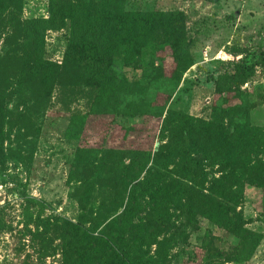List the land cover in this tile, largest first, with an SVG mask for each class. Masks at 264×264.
<instances>
[{
	"label": "trees",
	"instance_id": "trees-1",
	"mask_svg": "<svg viewBox=\"0 0 264 264\" xmlns=\"http://www.w3.org/2000/svg\"><path fill=\"white\" fill-rule=\"evenodd\" d=\"M22 1L0 0V31L18 35L14 46L3 40L10 49L0 55V174L7 161L25 166L31 159L25 140L34 108L26 105V91L44 102L54 86L89 89L90 107L96 108L90 113L160 122L153 151L77 146L67 196L79 215L75 221L43 218L45 203L24 197L22 225L30 240L43 244L54 232L69 264H170V250L187 244L186 229L200 218L234 242L224 250L215 238L205 239L209 231L197 237L200 264L249 260L262 235L245 228L240 207L245 187L264 188V129L247 123L251 101L243 106L240 88L246 85L261 97V86L251 79L264 67V54L233 48L229 56L238 59H211L218 66L208 77L213 84L209 118L191 117L163 103L136 100L158 82L170 90L168 99L193 66L196 38L189 36L181 11H125L124 0H48L47 20L22 21ZM63 26L60 64L43 61L40 32ZM163 50L173 63L167 77L158 55ZM12 96L23 107L14 118L6 110ZM232 97L237 105L230 104ZM88 115L70 118L68 138L80 137ZM5 141L16 148H4ZM96 188L107 198L95 206Z\"/></svg>",
	"mask_w": 264,
	"mask_h": 264
},
{
	"label": "rangeland",
	"instance_id": "rangeland-1",
	"mask_svg": "<svg viewBox=\"0 0 264 264\" xmlns=\"http://www.w3.org/2000/svg\"><path fill=\"white\" fill-rule=\"evenodd\" d=\"M47 8L48 0H23L20 19L47 20L49 18ZM123 8L132 12L181 11L186 18L185 27L189 36L196 38L192 50L194 64L183 75V81L177 89L167 99L170 90L166 84L155 83L145 93L144 98L136 99L145 104L163 103L165 108L183 111L188 116L207 120L213 99V84L208 77L211 75L214 77L218 66L209 61L217 57L221 61L238 59L231 55L228 58L229 50L233 48H244L249 53L264 54V0H124ZM66 34V26L60 29H44L42 33L40 32V58L43 61L60 64ZM10 35L5 30L0 31V55L3 50L9 48L4 45V39L11 42V46L18 43V35L14 36V33ZM167 51L158 53L163 58L161 68L166 77L173 68L171 59L166 55ZM156 63L158 65V62ZM194 77L196 81L191 82ZM251 83L261 86V97L252 95V91L247 90L246 85L240 88L243 106L247 101H251L245 117L248 124L264 129V67L255 70ZM26 92L30 100L26 101V105H32L34 108L30 116L32 129L30 133H26L25 140L31 159L25 166L17 161H7L0 174V264H69L63 256L64 244L62 246V242L55 238L54 232L47 236L43 244L38 238L30 240L24 233L21 216L24 197L35 198L45 203L47 207L42 212L43 218L55 216L60 220L75 221L79 211L77 205L67 196L71 191L67 177L71 170L74 149L81 146L114 150L139 148L153 151L159 144L160 122L141 117L114 116L110 111L104 114L90 113L89 111L96 108L90 107L92 94L89 89L54 86L44 102L40 99L34 100L30 97L31 94ZM231 100V105H237L235 98L232 97ZM22 108L15 96L6 103V110L11 118L18 113L23 114ZM82 115L88 116L85 118L80 137L68 138L66 129L70 118ZM117 125L131 129L124 132ZM9 140L12 143L11 135ZM7 145L5 141L4 148H16L14 144ZM105 197L107 198V193L96 188L93 192L95 206ZM240 208L243 218L248 221L245 228L260 233L262 238L249 260L222 264H264V188L245 187ZM31 211L34 214L36 208H32ZM207 231L209 235L205 239L215 238L218 246L224 250L232 247L234 243L232 238L199 218L195 227L186 229L187 244L179 242L177 247L170 250L172 255L170 264H200L201 251L194 245L197 242L196 238L204 237ZM40 253L44 254L43 257Z\"/></svg>",
	"mask_w": 264,
	"mask_h": 264
},
{
	"label": "built area",
	"instance_id": "built-area-1",
	"mask_svg": "<svg viewBox=\"0 0 264 264\" xmlns=\"http://www.w3.org/2000/svg\"><path fill=\"white\" fill-rule=\"evenodd\" d=\"M228 58H230V56H229V55H228ZM217 59H218V60H220V58H218V57L216 58V60H217ZM226 60H229V59H226Z\"/></svg>",
	"mask_w": 264,
	"mask_h": 264
}]
</instances>
